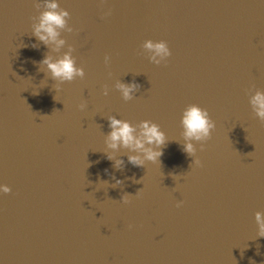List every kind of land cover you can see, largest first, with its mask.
Returning <instances> with one entry per match:
<instances>
[{"label": "water", "instance_id": "obj_1", "mask_svg": "<svg viewBox=\"0 0 264 264\" xmlns=\"http://www.w3.org/2000/svg\"><path fill=\"white\" fill-rule=\"evenodd\" d=\"M57 3L69 15L53 50L32 35L44 0H0V264H264V121L249 104L264 92V0ZM147 39L168 43L166 63ZM68 51L84 76L56 91L38 62ZM117 82L138 85L131 99ZM189 104L215 124L193 142L199 165L181 151ZM109 115L157 123L160 162L122 149L114 167Z\"/></svg>", "mask_w": 264, "mask_h": 264}, {"label": "clouds", "instance_id": "obj_2", "mask_svg": "<svg viewBox=\"0 0 264 264\" xmlns=\"http://www.w3.org/2000/svg\"><path fill=\"white\" fill-rule=\"evenodd\" d=\"M45 11L39 14L38 22L31 25L32 35L36 40L44 45H51L53 50H58L65 41L60 36L59 30L64 28L69 15L66 9H60L57 0H44ZM110 10L104 15H109ZM71 30V29H69ZM33 47L36 44L33 43ZM141 48L146 50L148 59L154 64L166 63L171 55V50L165 40H144ZM104 61L107 64L109 57L106 55ZM44 66V70L50 74L51 78L56 80L54 85L58 91L60 84L65 81H72L75 77H83L84 69L77 67L71 51L64 52L61 56L52 58L49 55L43 56L39 62ZM115 87L119 90L124 100L132 98L133 92L138 88L135 83L117 82ZM107 88L104 94L107 95ZM35 94V90H34ZM249 104L256 117L264 121V92L257 90L249 98ZM80 109L85 108V104L78 105ZM108 128L110 129L104 137V144L107 151L105 158L112 162L114 167H122L124 160L116 158L117 152L126 149L127 162L133 166H144L145 162L159 163V157L163 154V146L166 143L165 133L160 126L150 120H141L138 124H133L126 119H120L116 116L107 117ZM180 125L182 127L183 144L181 151L192 157L191 164L199 165L200 160L194 156L196 147L194 141L203 142L209 139L211 130L215 127L214 121L210 118L206 109L197 104L187 105L181 113ZM203 148V143H201ZM116 184L120 183L116 178ZM114 186V185H113ZM7 184L0 183V193L10 192ZM127 202L128 195L121 198ZM182 202H178L177 206ZM255 221L258 226L257 235L264 237V213L255 212Z\"/></svg>", "mask_w": 264, "mask_h": 264}]
</instances>
